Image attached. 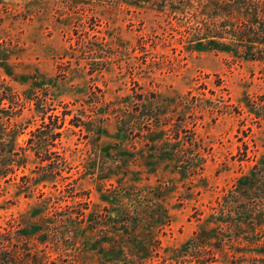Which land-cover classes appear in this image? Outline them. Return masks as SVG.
<instances>
[{
  "label": "rangeland",
  "instance_id": "rangeland-1",
  "mask_svg": "<svg viewBox=\"0 0 264 264\" xmlns=\"http://www.w3.org/2000/svg\"><path fill=\"white\" fill-rule=\"evenodd\" d=\"M0 264H264V0H0Z\"/></svg>",
  "mask_w": 264,
  "mask_h": 264
}]
</instances>
